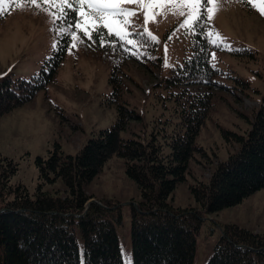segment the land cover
<instances>
[{
	"label": "trees",
	"instance_id": "1",
	"mask_svg": "<svg viewBox=\"0 0 264 264\" xmlns=\"http://www.w3.org/2000/svg\"><path fill=\"white\" fill-rule=\"evenodd\" d=\"M210 29L209 22L189 31L190 54L152 86L150 96L157 98L162 111L150 131L122 137L130 122L141 117L122 102L121 66L116 64L108 99L117 106L116 121L75 155H65L57 146L47 156H38V183L32 191L12 183L19 164L0 154V264H124L118 236L123 224L121 204L97 199L101 204L92 202L86 210L94 198L86 187L115 159L122 162L125 177L140 196L131 208L132 264H194L205 216L264 189L262 95L244 131L222 130V138L235 150L216 165L209 179L189 185L196 208L174 204V193L186 182L190 162L203 150L198 137L210 119L216 91L227 88L216 80L221 70L212 63L211 54L223 47H215ZM106 38L104 46L125 45L114 35ZM144 38L141 45L155 53L151 62L157 65L161 61L157 44ZM70 43L69 36L61 35L48 60L49 69L32 79L0 80V117L47 89ZM58 183L63 191H52ZM207 264H264V234L226 225Z\"/></svg>",
	"mask_w": 264,
	"mask_h": 264
},
{
	"label": "rangeland",
	"instance_id": "2",
	"mask_svg": "<svg viewBox=\"0 0 264 264\" xmlns=\"http://www.w3.org/2000/svg\"><path fill=\"white\" fill-rule=\"evenodd\" d=\"M218 2L219 11L210 23L219 37L213 35L211 40L220 43L222 38L231 47L213 50L212 63L221 70L216 80L227 88L216 91L210 119L198 137L203 150L194 156L186 182L174 193V204L181 207L196 208L189 185L209 179L216 165L235 150L234 144L222 138V130L244 131L248 117L264 95V16L248 0ZM253 2L264 5V0ZM37 4L28 0H0V80L4 77L29 80L49 69L48 60L55 51L52 45L58 44L61 35L65 36L57 34L58 29L67 28L68 24L59 19L53 23V18L45 11L49 5L44 0H37ZM123 6L136 12V16L130 18L131 26L125 30L132 33L131 39L138 42L139 50L127 43L122 47H102L101 40L96 41L98 35L92 40L85 37V42H78L77 48H71V42L47 89H41L32 100L0 117V154L19 164L12 183L24 184L32 191L38 183L35 166L38 156H47L57 146L65 155H75L100 130L114 124L118 110L108 99L114 88L110 77L116 64L121 66L118 74L122 80L119 90L122 102L141 117L130 122L122 137L129 139L134 133L142 135L143 130L150 131L155 125L153 120L161 113L162 105L156 97L150 96L151 88L190 54L189 30L180 28L184 17L173 15L167 7L163 14L155 16V23L150 19L145 26L143 9L135 3ZM148 14L151 17L152 12ZM145 27L159 41L155 42L161 56L157 65L151 62L155 53L141 45L145 42ZM77 34L83 36L82 32L77 31ZM107 42L105 37L104 44ZM122 170V162L115 159L86 187V192L94 196L90 199L95 201L111 199L121 204L123 224L118 227V236L124 264H132L131 208L140 196ZM51 189L63 191L59 183ZM226 225L264 234V189L235 206L205 216L197 235L194 264H207Z\"/></svg>",
	"mask_w": 264,
	"mask_h": 264
},
{
	"label": "snow or ice",
	"instance_id": "3",
	"mask_svg": "<svg viewBox=\"0 0 264 264\" xmlns=\"http://www.w3.org/2000/svg\"><path fill=\"white\" fill-rule=\"evenodd\" d=\"M28 2L37 4V0H28ZM249 3L256 7L262 16H264V5H257L253 0H248ZM44 3L49 5V16L55 20L59 19L63 23H67L68 27H61L57 34L68 35L71 40V48H77L78 42L84 43V38L92 40L95 35H98L101 40V46H104L105 37L114 35L124 43L131 44L139 50L138 42L131 39L132 33L125 29L130 27V18L136 16V12L130 11L124 7V4L135 3L138 8L145 11L144 25L146 26L151 19L155 23V16L163 14V9L166 7L173 15L184 17L180 28L187 27L189 31H195L201 24L211 22L216 13L219 11L218 0H44ZM209 5H212L209 7ZM39 7V4H37ZM85 7L87 10H85ZM158 11H152V10ZM149 12H152L151 17ZM71 13L76 15L70 16ZM83 33V36L77 34V31ZM107 30V31H103ZM140 34V33H137ZM144 35H146L153 42H159L151 32L144 28ZM209 37L215 35L219 37L214 30H209ZM58 47V44L52 45L53 50ZM215 47H228L221 38L220 43H215ZM167 53V49H165ZM69 54L71 50L69 49ZM134 55L137 53H133ZM212 59L215 60V53H212ZM167 67V63H165ZM123 251V249H122Z\"/></svg>",
	"mask_w": 264,
	"mask_h": 264
},
{
	"label": "water",
	"instance_id": "4",
	"mask_svg": "<svg viewBox=\"0 0 264 264\" xmlns=\"http://www.w3.org/2000/svg\"><path fill=\"white\" fill-rule=\"evenodd\" d=\"M92 202H96L95 199H90V200L88 201V203H87V205H86V210H88V208H89V206H90V204H91Z\"/></svg>",
	"mask_w": 264,
	"mask_h": 264
},
{
	"label": "bare ground",
	"instance_id": "5",
	"mask_svg": "<svg viewBox=\"0 0 264 264\" xmlns=\"http://www.w3.org/2000/svg\"><path fill=\"white\" fill-rule=\"evenodd\" d=\"M219 224V223H218ZM1 258V257H0Z\"/></svg>",
	"mask_w": 264,
	"mask_h": 264
}]
</instances>
